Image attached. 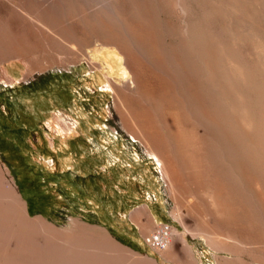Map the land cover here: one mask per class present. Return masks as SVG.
<instances>
[{
    "label": "rangeland",
    "instance_id": "374dc122",
    "mask_svg": "<svg viewBox=\"0 0 264 264\" xmlns=\"http://www.w3.org/2000/svg\"><path fill=\"white\" fill-rule=\"evenodd\" d=\"M0 1L10 13L20 15L22 12L32 31L28 40L34 49L30 53L0 60V165L13 178L32 218H42L63 234L86 237L94 249L92 259L99 261L97 264H174L169 261L172 255L168 254V248L152 249L122 218L127 207L147 204L163 222L177 226L192 244L188 247L201 258L198 264H209L211 248L221 251L223 258L238 259L240 264H264V173L260 171L262 163L252 159L253 152L246 150L247 146H238L239 160L234 166L239 168L234 171L233 186L227 181L232 188L228 189L231 198L226 206L230 215L219 216L193 188L204 192L215 178L224 181L229 175L224 176V169L223 178L204 174L202 156L194 149L193 130L188 127L184 134L175 137L185 177L184 185L175 191L158 158L129 131L116 100V92L123 98L128 97V85L134 89L138 84L142 93L159 94L161 116L174 130L178 110L170 104L165 92L158 90V80L152 84L147 81L152 77L157 79L156 75L149 77L141 73L129 64L114 42L94 36L98 35L96 31L82 33L80 28L75 27L76 31L68 28L69 25L80 26L83 15L90 16L88 24L93 26L99 15L118 30L119 25L114 20L117 14L125 22L126 30L121 28L122 33H130L140 42L150 44L153 41L149 38V26L152 30L159 21L176 56L187 53L185 55L194 59H204L201 63L205 76L218 71L216 77L220 76L217 80L220 79L221 85L217 87L224 96L217 92L215 96H222L219 101L222 108L234 102L236 106H244L239 101L247 99L245 106L249 103L251 110L256 107L251 112L260 123L264 120V0H88V5H84L86 9L55 8L51 14L56 15L42 21L46 28L38 25L37 20L45 11L33 5L45 4L49 13L50 4L57 0ZM181 2L186 4L185 10ZM149 8L151 12L147 11ZM38 32L52 40L48 50L35 41V33L40 37ZM101 50L117 54L120 68H112L102 60ZM147 52L154 60L158 56V50L151 45ZM217 56L221 59L218 68L213 63ZM234 64L242 66L243 71ZM243 66L248 69L245 75L243 72L247 69ZM187 70L185 66L184 76L194 92V78ZM249 72L254 76L251 81ZM241 95L246 98L239 100ZM204 98L201 97L203 104L210 110L209 100ZM232 106L226 109L235 112V104ZM248 134L251 146L260 150L261 140L255 131L248 130ZM221 167L218 164V171ZM188 176L192 178V186ZM47 241L31 237L33 247L49 245L51 242ZM0 262L11 260L1 259Z\"/></svg>",
    "mask_w": 264,
    "mask_h": 264
},
{
    "label": "bare ground",
    "instance_id": "6f19581e",
    "mask_svg": "<svg viewBox=\"0 0 264 264\" xmlns=\"http://www.w3.org/2000/svg\"><path fill=\"white\" fill-rule=\"evenodd\" d=\"M26 1L28 2L29 0ZM17 2L19 1L17 0ZM88 3V0L72 2L57 0L52 2L50 6L48 5L49 13H47V7L44 6L45 4L43 5L38 3L35 6L33 5V7H36L37 10L45 11V14L43 16H41V13L38 12L40 14L38 15L37 20L38 25L46 28L47 25L43 24L45 22L42 21L44 20V18L46 20V18L52 16V14L56 15V13L51 14V12L55 10V8L59 7V9L63 11H68L69 9L75 7H80L81 9L82 7H85L84 5H88ZM180 6L183 7V10H185V3L181 2ZM154 9L155 8L152 9L153 12L155 11ZM147 11L151 12L150 8ZM21 14L22 12L20 13V15L10 13L7 10L5 4L1 3L0 1V60L15 55L28 54L34 49V46L31 44L30 39L28 40V38L32 36V31L30 28L31 25H27L28 19L26 21L25 16ZM113 14L115 15V11H113ZM96 16L97 21L95 22L96 24H94L93 26L92 24L91 26H89L90 24H88V20L90 21V16L83 15V18L80 20V22L82 23L80 24V26L69 25L68 28L70 29V31H76L75 27L80 28V30L82 29V33H85L86 31H91V33H93V31H96L95 34L98 33V35L94 36H97L101 40L114 42V44L119 48V50L126 55V58L130 61L129 64L132 63L135 67L142 71L141 73L144 72L149 77L156 75L157 79H155V77H152L153 79L150 78L151 80H148V78L147 81H150L152 84V82L154 83L156 80H158V90H163L165 94L169 97L168 100L170 104L178 110V118L175 119L174 130H171V128L168 127L165 119H163L161 116L162 101L161 97H159V94L158 96H156L146 92L142 93L143 91L141 92L139 85L137 84L138 81L135 80L137 88H134V90L132 88L133 86L131 87L130 85H128L127 90L129 91V94L128 97L124 96V99L119 93L116 92V90L114 89V85L110 84V87L114 89L117 94L116 100L118 104V110L120 115L126 121L125 124H128L129 131L135 136H137L139 139H141V141H143L144 144L148 146L150 152H152V154H154L158 158V161L161 163L163 170L166 174L170 187L175 189L176 191L179 189L180 186L184 185L185 177L183 172L184 165L178 155V145L175 141V139L177 138L175 137L184 134L188 127H192V134L195 139L193 142V144L195 143L194 149H196V152H199L202 156L201 160L204 163L205 168L204 174H206V176L212 174V178H214L213 176L215 175H220L219 177L223 178L224 173H221V171H223L224 169L226 173L224 174V176L229 175L230 177L229 178L228 176H225L224 181H222L221 179L219 180L218 178L216 180L215 178V180L213 179L214 181H211V184L207 186L206 191H197V188L195 187L193 188L194 192L197 193L198 196L202 195L206 199V201H208V208L210 206L219 216L226 217L227 215H230V212L226 208V206L229 202V199L231 198V182L235 181V177L233 178V174L234 171L237 170L236 167H238L234 165H237V151H239L237 149L239 145H243L244 147L247 146L246 150L253 152L254 157H252V159H256L255 163H262V167L258 166V168L260 167V171L262 170V173H264V120L261 119V122L257 123L253 112H251L256 107L251 110L249 107V103L245 106L244 103L248 101L246 99L247 101L244 100L245 102L242 101L243 103L239 101L244 106H236L235 102L232 103L235 104V112L226 109L230 105H227L226 108H222V104L219 103V101H222V96H224V94H221L218 91L220 90V88L217 87V85H221L219 81L220 79L217 80L218 76L216 77L218 71L215 73L210 72L209 76L204 75L202 70L203 63L201 62H205V60L203 59L204 55L202 53V61H200L201 58L197 60L196 58L194 59L191 55H185L187 54L185 52V54L182 55L183 57L186 56L184 57L185 59L181 55L176 56L175 54H177V52L175 53V50L172 51V46H169L167 43L166 33L164 32L165 29H163L164 27L162 28L160 26L162 24L161 22L160 24L159 21L156 22L155 20L156 24L151 27L152 30L149 26L150 31H147L149 34V38H152L153 43L146 44L137 40V38L133 37L130 33H122V30L120 29L124 28L123 30H126V26L124 27L125 22L119 15L116 14L114 17L115 22L118 23L120 28L118 30H116L113 25H109L107 24V22H104L102 16ZM60 28H58V32ZM55 30L57 31V28ZM55 30H53V32ZM40 33L38 36H40ZM62 36H64V34ZM34 39L35 41H37V43L42 45L43 48H46L47 50L49 49L50 43L52 42V40H50V38L45 34H43V36L36 37L35 33ZM149 45H151L152 47H156V49L158 50V56L157 58H155V60L150 57V52H147V50H149ZM195 48H197V46ZM100 53L103 56L102 60H104L109 66L116 69L120 68L119 58L117 57V54L113 55V53H110L109 51L105 52L103 50H101ZM222 54L224 55L223 52ZM188 56H191V58ZM216 59L213 58V60H215L213 63H215V65L217 66L221 63V59L218 60V56ZM233 62L230 63V65L233 66ZM184 65L186 66V68H188V73H191L193 75L196 87V90L194 92L190 89V86L187 82L188 79H186L187 76H184ZM208 66L209 64L207 65V67ZM234 67L237 66L234 64ZM240 67L237 68L240 69ZM244 68L247 69L246 67ZM241 70L242 69H240V72L243 71ZM244 73H248V69L244 71L243 74ZM244 75H242L241 77L245 78ZM246 75L249 76L248 74ZM252 77L254 76H252L251 74V77H248L250 78V80L247 79V77L245 78V80L247 79L251 81ZM233 82H235V80ZM231 86L233 88L234 83ZM210 88H216L217 91H215L214 89V92L212 91L213 89L211 90ZM216 92L217 94L219 93L222 96H215ZM244 95L239 96L238 99L240 98L239 100H243V97L245 99L246 96ZM201 97H205L204 99L207 98V100H209L210 110L206 109V105L203 104V100L201 99ZM232 104L230 107H233ZM224 108L227 112H224ZM238 114H241V117ZM236 115L238 118L240 117L239 120H237ZM262 118H264V115H262ZM239 123L241 124V126H239ZM239 127L241 131L238 130ZM200 129L202 130V132H200ZM248 130H251L252 132L255 131L256 136L258 137V139L261 140H259L261 146L259 147V142L257 144L260 150L251 146L249 141L250 134H248ZM220 150H222V152ZM219 154H221L222 156L220 155L219 157ZM247 155L248 154H246V156ZM250 156L252 155H249V157ZM250 160H248L247 157V161ZM218 164L223 167H221L219 171L217 169ZM187 168L189 169L188 166ZM216 171H218L219 173L213 175V173ZM12 179L13 178H11V176L9 177L4 171L2 165H0V248L2 249V251H0V261L1 259L11 260V262H0V264H17L18 262L24 264H80V261H83L84 264H97L99 262L95 259H92V256L94 255V249L92 248V244L89 243L86 237L79 238V236L77 235L63 234L58 230L54 229L53 227L49 226L42 218H32L29 215L26 204L22 201L21 196L18 193L17 187L12 182ZM187 179L188 183L192 186L193 181L191 176H188ZM227 181L228 184L229 182L231 183L230 187L227 184ZM224 188L226 189V191ZM228 189H230V191H228ZM75 226L79 227L78 224H75ZM34 236L48 240L51 243L49 245L39 244L38 247H33L31 244V237ZM15 260L17 261V263H14Z\"/></svg>",
    "mask_w": 264,
    "mask_h": 264
},
{
    "label": "crops",
    "instance_id": "0c3cea01",
    "mask_svg": "<svg viewBox=\"0 0 264 264\" xmlns=\"http://www.w3.org/2000/svg\"><path fill=\"white\" fill-rule=\"evenodd\" d=\"M126 218L132 224L138 237L142 240L144 235L151 233L155 226L163 222L159 216H157L149 205L139 204L132 207L127 213ZM174 233L170 245L166 248L168 254H171L169 261L174 264H198L200 257L194 255V249L191 246L188 239L185 238L176 225H172ZM190 252V253H189ZM219 250L211 248V252L208 256L209 264H240L238 259L232 256L223 258L220 255Z\"/></svg>",
    "mask_w": 264,
    "mask_h": 264
},
{
    "label": "built area",
    "instance_id": "2783aa9c",
    "mask_svg": "<svg viewBox=\"0 0 264 264\" xmlns=\"http://www.w3.org/2000/svg\"><path fill=\"white\" fill-rule=\"evenodd\" d=\"M173 233L169 222H160L151 233L143 236V241L154 250H165L171 243Z\"/></svg>",
    "mask_w": 264,
    "mask_h": 264
},
{
    "label": "trees",
    "instance_id": "16d2710c",
    "mask_svg": "<svg viewBox=\"0 0 264 264\" xmlns=\"http://www.w3.org/2000/svg\"><path fill=\"white\" fill-rule=\"evenodd\" d=\"M133 206H129V207H127V212L132 208ZM126 212V213H127ZM126 213H124V212H122V214H123V220L125 221V222H128L129 224H130V222L127 220V218H126ZM133 228H134V230H136L135 229V227L132 225V224H130ZM137 233V232H136Z\"/></svg>",
    "mask_w": 264,
    "mask_h": 264
}]
</instances>
